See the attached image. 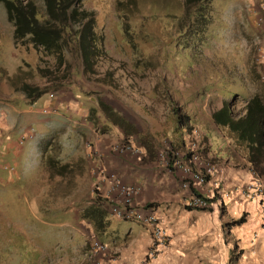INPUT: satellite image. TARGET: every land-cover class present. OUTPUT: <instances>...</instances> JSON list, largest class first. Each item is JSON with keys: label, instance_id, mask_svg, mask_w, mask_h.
I'll return each mask as SVG.
<instances>
[{"label": "rangeland", "instance_id": "1", "mask_svg": "<svg viewBox=\"0 0 264 264\" xmlns=\"http://www.w3.org/2000/svg\"><path fill=\"white\" fill-rule=\"evenodd\" d=\"M82 7L94 13L95 29L103 38L106 56L97 59L94 73L86 74L81 73L75 56H67L71 65L69 85L89 92L88 96L77 87L67 90L64 86L62 89L74 99L68 102L87 106L88 110L95 108V123L91 124L104 131L108 148L128 139L140 148L137 155L141 160L153 162L159 169L166 166L165 148L169 146L173 125L179 133L185 131V115L196 130L192 128L189 134H182V139L186 146L195 149L199 161H206L205 142L200 141L198 129L207 131L205 121L210 111L226 100L232 103L235 114L242 112L241 103L251 94V87L246 84L247 80H253L251 68H255L263 82L260 63L264 59V18L255 21L254 16L264 7V0H209L206 25H197L189 32L180 28L182 0H84ZM136 11L142 16L140 20H136ZM131 19L124 36L123 21ZM44 59L50 61L48 57ZM37 62L33 46L13 44L12 25L6 17L4 0H0V264H70L69 258L63 259L62 252L67 253V248L83 242L82 236L63 224L89 198L85 178L73 174L80 173L85 160L78 153L77 137L72 135L75 132L72 120L65 114V121L47 124L40 119V116L49 118L50 110L45 107L52 93L57 96L64 93L48 91L29 101L15 92L7 80L19 66L26 64L33 75L29 82L41 83L36 76ZM98 102L121 116L133 130L125 134L110 123ZM31 111L35 112L34 120ZM208 135L211 150L222 153L225 144L221 135L211 131ZM195 140L201 145L190 143ZM184 150L186 147L180 146L177 153L181 155ZM94 153L85 151L84 157L91 158ZM212 163L207 160L201 165L214 167ZM181 182L180 188L185 189ZM213 194L217 205L189 212L184 204L187 195L179 213L169 216L170 222H181V227L192 232L193 239L197 238L194 247L218 239L221 249L231 225L228 222L234 220L221 218L224 213L221 199ZM107 212L104 238L111 233L123 236L130 231L150 236L143 225L118 219L108 209ZM164 226L171 238L174 232L167 224ZM92 236L103 242L95 233ZM104 244V252L85 264H98V258L102 261L99 264L110 263L111 259L118 262L117 248L110 249L107 241ZM148 245L149 241L134 264L155 262L168 246L150 258ZM86 246L88 251V241ZM240 251L231 243L230 264L236 263Z\"/></svg>", "mask_w": 264, "mask_h": 264}, {"label": "crops", "instance_id": "2", "mask_svg": "<svg viewBox=\"0 0 264 264\" xmlns=\"http://www.w3.org/2000/svg\"><path fill=\"white\" fill-rule=\"evenodd\" d=\"M260 65L262 69L260 71L262 75H260L264 80V59ZM245 69L247 71L246 67ZM62 90L64 95L57 96L52 93L51 99L47 102L45 108L50 110L49 118L40 116V119L49 124L51 121L60 122L61 119L65 121L66 118L63 114L67 117L70 116L72 131L77 132H73L72 135L77 137L78 153L83 161L85 160L80 173L75 171L73 174H80L85 178L87 190L89 191V198L74 211L70 221H63L65 226L83 237L82 243L67 248L66 252L68 254L62 252L64 260L69 258L70 264H85L86 262L87 241L94 233L89 222L79 216V211L89 202L92 188H96L100 193L106 192L107 182L100 176V169H102L105 174H115L120 183L136 185L138 190L133 196V201L139 206L154 203L163 225L167 224L174 232L173 235L171 234L167 248L162 251L161 256L155 262L150 264H230L228 249H231V243H234L238 250H241L240 254L235 257L237 260L234 264H264V229L260 226L259 201L243 199L236 190L238 186L251 181L254 174L249 168L244 152L236 148L231 142L229 143L230 140L225 136L224 130H220L210 120V114L205 121L207 131L198 129V132L199 139H203L207 146L205 160L212 161L215 168L214 172L208 175L206 184L203 186L195 185V190L204 196H209L212 183L218 181L229 192V198L220 203L224 209L221 218L231 220L236 219L239 213L244 214L243 221L239 225H230L227 229L226 242L221 249L218 239L210 244L201 241V244L194 247L193 241H196L197 238L193 239L192 232L184 226L181 227V222H170V214L179 213L180 206H184V199L190 192V190L182 189L179 186V181L181 182L184 174L177 168L167 166L160 169L155 168L153 162L141 160L137 154L115 152L108 148V141L103 136L104 131H98L86 119L88 107L70 104L68 101L73 99L72 95L67 90V92L65 89ZM53 107H56L57 110ZM31 112L32 114H30ZM31 112L28 113L34 120L35 112ZM111 130L115 131L112 128ZM209 130L221 135L223 138L225 149L222 153H215L211 150ZM83 140H86V142L84 143ZM85 151L88 154L91 151H96V153L93 157L88 156L89 158H86V156L84 157ZM207 160L201 159L199 164L201 165L202 162H207ZM259 178L264 184V175ZM111 196L114 197L115 195L111 194ZM212 205H217V203L213 202ZM104 206L107 210L108 205ZM187 210L189 212L195 211L193 209ZM187 210L186 212H188ZM176 229H178L177 233L175 232ZM106 230L105 228L100 235L101 238H99L104 243L107 241L110 249L117 248L119 256L118 262L116 259L115 261L111 259L110 264H134L141 258L144 247L149 241V234L139 235L130 231L123 236L111 233L110 236L104 238L107 234ZM253 233L256 234L254 238Z\"/></svg>", "mask_w": 264, "mask_h": 264}, {"label": "trees", "instance_id": "3", "mask_svg": "<svg viewBox=\"0 0 264 264\" xmlns=\"http://www.w3.org/2000/svg\"><path fill=\"white\" fill-rule=\"evenodd\" d=\"M84 0H4V7L7 20L12 25V41L14 45L33 46L38 54L36 76L38 81L29 82L33 75L28 65L19 66L16 73L7 78L9 85L15 92L20 93L24 98L32 101L44 92L62 90L67 86V90L77 87L81 93L89 96V92L79 88L77 85L70 86L71 65L67 61L68 55L77 58L81 68V73H94L96 61L101 56H106L103 48V38L98 35L95 29V16L92 10L82 7ZM183 19L180 28L189 32L197 25L205 26L208 21L209 0H182ZM136 20L141 19V14L136 11ZM130 17V16H129ZM130 21H123L124 36L130 28ZM127 28V29H126ZM128 42L126 37L122 38ZM129 43V42H128ZM133 46V45H132ZM137 49V48H136ZM48 57L50 61L44 59ZM149 63V62H148ZM76 66V65H75ZM73 71V70H72ZM253 80H247L246 84L251 87V94L242 102V112L235 114L232 103L226 100L221 105L210 111V120L220 130H224L225 136L236 148L244 152L250 169L258 176L264 175V80L260 81V76L255 68L249 70ZM254 84H251L252 82ZM106 81V79L104 80ZM102 109L103 116L113 125L129 133L133 128L112 109L98 102ZM95 108H89L87 120L94 124ZM183 125L185 131H177L175 124L171 131L169 146L165 148L166 158H171L166 166L172 167L173 158L171 151H176L180 146H185L186 150L181 151L184 159L190 158L195 152L190 146L185 145L182 134H189L192 128L189 118L184 115ZM182 122L178 121L181 125ZM195 136H191L194 140ZM180 140V141H178ZM204 143L203 139H200ZM201 145L198 140L190 142ZM205 149L207 148L204 143ZM189 173L186 174V179ZM207 177V176H206ZM190 193L202 197L206 205L200 210L209 208V203L214 202L213 196H204L195 190L193 181H190ZM96 191V190H95ZM154 205L147 203L145 207ZM190 209V208H189ZM107 212L103 201L98 197H93L90 203L83 206L79 211V216L87 220L93 232L100 236L108 225ZM243 221V216L231 220L228 224L239 225Z\"/></svg>", "mask_w": 264, "mask_h": 264}, {"label": "built area", "instance_id": "4", "mask_svg": "<svg viewBox=\"0 0 264 264\" xmlns=\"http://www.w3.org/2000/svg\"><path fill=\"white\" fill-rule=\"evenodd\" d=\"M255 16H258L257 18ZM255 21H261L264 18V7L261 8L259 14H255ZM264 51V47H262ZM42 113L45 112V109L41 110ZM195 145V144H194ZM111 149L115 152H128L132 154L139 153V148L135 146L129 140H121L114 145ZM173 163L172 167L178 168L186 177V174L189 173V177L182 179L181 186L185 189L189 188L190 181H193L194 185H202L206 183V175H210L214 172V167L212 165L206 164L204 166H196L199 163V158L195 153L190 155V158L184 160L182 155L178 154L176 151H171ZM166 165L171 160V158H166ZM250 168V167H249ZM251 170V169H250ZM252 171V170H251ZM254 178L236 188L239 195L246 200H258L260 207V226L264 229V184L260 180V176L254 173ZM100 176L107 182V190L105 193H100L96 188H93L92 195L98 197L101 201L107 203L108 210L110 214L114 217L132 221L138 224L143 225L149 230L150 239L148 245V257H154L159 251L169 244V234L167 228L163 225L160 220V217L157 214L156 207L145 205H138L133 201V196L138 190L136 185L128 183H120L115 174L103 173V170L100 169ZM183 177V178H184ZM212 187L217 196L223 200L229 198V192L222 188V185L218 181L212 183ZM96 190V191H95ZM111 194L115 195L114 197ZM185 205L191 208H200L206 205L205 200L202 197L189 194L185 200ZM256 236L253 233V238ZM89 249L85 254L86 260H90L96 254L104 252L106 246L99 242L97 239L91 237L88 241ZM102 262L99 258L96 260ZM100 264H110L103 262Z\"/></svg>", "mask_w": 264, "mask_h": 264}, {"label": "clouds", "instance_id": "5", "mask_svg": "<svg viewBox=\"0 0 264 264\" xmlns=\"http://www.w3.org/2000/svg\"><path fill=\"white\" fill-rule=\"evenodd\" d=\"M261 78H262V76H261ZM41 113H42V112H41ZM195 130H196V129H195ZM125 140H128V139H125ZM120 141H121V140H120ZM129 141H130V140H129ZM138 148H139V147H138ZM139 153H140V148H139ZM139 153H137V154H139ZM184 160H186V159H184ZM196 166H199V167H200V166H202V165H200V164L198 163V164H196ZM206 176H207V177H206ZM206 176H205V177H206V182H207L208 175H206ZM212 189H213V187L211 188V191H210V192H211V193H210L211 195H209V196L214 195V194H213L214 189H213V190H212ZM225 189H226V188H225ZM93 197H95V196L92 195V198H91V199H93ZM90 202H91V200H90L88 203H90ZM214 202H215V201H214ZM221 202H222V201H221ZM88 203H87V204H88ZM212 203H213V202H212ZM212 203H209V207L212 205ZM184 204H185V203H184ZM152 206H154V205H152ZM185 207L188 208V209L190 208V209L200 210V209H198V208H191V207H189V206H187V205H185ZM92 237H93V236H92ZM90 238H91V237H90ZM93 238H95V237H93ZM95 239H96V238H95ZM149 239H150V236H149ZM88 241H89V239H88ZM98 241H99V240H98ZM99 242H100V241H99ZM101 243H103V242H101ZM103 244H104V243H103ZM104 245H105V244H104ZM105 246H106V245H105Z\"/></svg>", "mask_w": 264, "mask_h": 264}]
</instances>
